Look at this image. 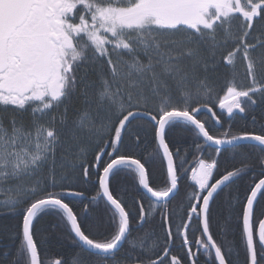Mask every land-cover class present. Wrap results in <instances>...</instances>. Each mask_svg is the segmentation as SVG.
<instances>
[{
  "label": "snow or ice",
  "instance_id": "6c2138e0",
  "mask_svg": "<svg viewBox=\"0 0 264 264\" xmlns=\"http://www.w3.org/2000/svg\"><path fill=\"white\" fill-rule=\"evenodd\" d=\"M257 104L264 0H0V208L21 217L0 264H264V120L232 124ZM184 142L208 159L182 193ZM225 152L240 166L221 172ZM157 218L162 238H131ZM52 240L77 251L52 258Z\"/></svg>",
  "mask_w": 264,
  "mask_h": 264
},
{
  "label": "trees",
  "instance_id": "16d2710c",
  "mask_svg": "<svg viewBox=\"0 0 264 264\" xmlns=\"http://www.w3.org/2000/svg\"><path fill=\"white\" fill-rule=\"evenodd\" d=\"M259 30H260V25L257 24V31H259ZM226 71H227L226 69H222L221 74L214 76L213 79H214V82L216 84L217 89L222 88L224 80L226 79V77L223 73ZM237 71L239 73L237 83H239L241 87L246 86L247 80L244 78V75H243V71H244L243 67L238 65ZM224 94H225L224 91L219 92L220 96H223ZM214 110L217 111L219 114V111L216 108ZM223 115L226 117L227 113L225 112ZM252 115H255L257 120H264V105L257 104L256 106H254V111L252 113L247 114V115L246 114H237L232 120L233 129L238 130L244 126L250 127V121H251ZM227 123L228 122L225 121L226 127H227ZM184 148L187 150L188 163L186 164V167L189 169V171L187 173V176L181 181L182 193L192 190L191 187H189L190 185L193 184V182L190 180V176H191V170L190 169H191V167L195 166L196 160H198L200 158L208 159V153L207 152H205V153L194 152L191 148H189L188 142H184ZM220 166H221V172H223L225 167L228 170H232V168L240 166L239 158H236L235 160H233L231 157V154L229 152H225L220 158ZM152 167H155L158 169L156 174L152 175V177H151L152 183L154 185L162 184L163 179H164V173H163L162 168L159 165V162H157ZM253 174H254V172H249L248 174H246V175L242 176L240 179H238L234 184L230 185L231 192L234 194L238 189L239 192L241 194H243L244 189L248 185L249 181L252 179ZM211 182H214V181H211ZM127 183L130 185L131 181L128 180ZM230 189H224V191H222L217 196L216 201L213 204L214 209L221 216L223 215V210L219 207V205L224 201V198L229 193ZM134 196H136L135 193H132L131 195L128 196V199L130 202H132ZM178 203H179V198H176V199H173L169 205V207L171 209L175 210V211H173V219L174 220L177 219ZM185 203H186V201H185ZM51 219L52 218L50 216L41 218L40 220L37 221L38 227L39 226H46L51 221ZM20 220H21V217L19 215L13 216V215L9 214V212L6 208H0V257L3 256V253L5 251H7V252H9V260L12 258V255L15 252V249L19 244V237L14 236V232H15L14 225L19 223ZM133 225H135V221H133ZM193 227H195V225H193ZM153 230L155 231V235L157 237H161V238L163 237V232L160 229L159 218H157V220L151 221L150 223L144 224L142 228H136L134 226L133 231L131 233V238L136 239V238L145 237L146 233L152 232ZM212 233H213L214 238H216L217 240L220 239L219 236H217V229L215 227V222H213ZM199 236H200L199 232H193L191 230L189 231V238L191 240H194L196 237H199ZM228 239L229 240L235 239L236 244L237 245L240 244V240H239L238 235L235 237L230 235L228 237ZM151 242H152L151 240L146 241V243H148V244H150ZM177 242H179V241L177 240L176 243ZM137 243H139V240H137ZM128 248H129V244L126 242L124 244V249H128ZM177 248H178L177 246H174L171 254H173V255H176V253L180 254L179 250L177 252H175ZM75 251H77V249L69 242V240H52V241H50L49 246H48V255L52 258H55L57 256L62 255L65 259H68L69 257L72 256V254ZM134 251H136V250H134ZM183 251H185V250H182L181 251L182 253L180 255L183 254ZM160 254L163 255L162 252ZM141 258L142 259L145 258V255L141 254ZM239 258L241 261L243 260L242 248L240 250V257ZM3 264H8V261H4Z\"/></svg>",
  "mask_w": 264,
  "mask_h": 264
},
{
  "label": "flooded vegetation",
  "instance_id": "af4514ba",
  "mask_svg": "<svg viewBox=\"0 0 264 264\" xmlns=\"http://www.w3.org/2000/svg\"><path fill=\"white\" fill-rule=\"evenodd\" d=\"M175 246L178 247V248L176 249V251H175V252H177V251L179 250V242H177V243L175 244ZM184 250L186 251V249H184ZM193 251H196V248H195L194 245H193ZM179 252H180V254L182 253L181 250H179ZM180 254L176 253V255H180ZM169 259H170V257H169Z\"/></svg>",
  "mask_w": 264,
  "mask_h": 264
},
{
  "label": "rangeland",
  "instance_id": "374dc122",
  "mask_svg": "<svg viewBox=\"0 0 264 264\" xmlns=\"http://www.w3.org/2000/svg\"><path fill=\"white\" fill-rule=\"evenodd\" d=\"M216 109H217L218 111H220V110L218 109V105H217Z\"/></svg>",
  "mask_w": 264,
  "mask_h": 264
}]
</instances>
